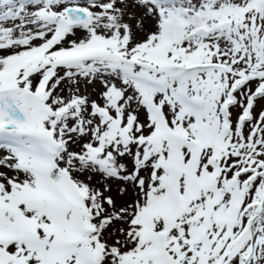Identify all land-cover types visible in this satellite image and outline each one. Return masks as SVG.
<instances>
[{
  "label": "snow or ice",
  "instance_id": "obj_1",
  "mask_svg": "<svg viewBox=\"0 0 264 264\" xmlns=\"http://www.w3.org/2000/svg\"><path fill=\"white\" fill-rule=\"evenodd\" d=\"M0 264H264V0H0Z\"/></svg>",
  "mask_w": 264,
  "mask_h": 264
}]
</instances>
